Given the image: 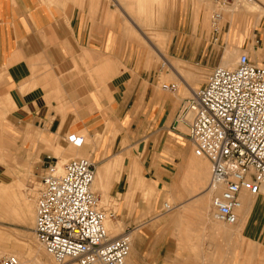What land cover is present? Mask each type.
<instances>
[{"label":"crops","instance_id":"1","mask_svg":"<svg viewBox=\"0 0 264 264\" xmlns=\"http://www.w3.org/2000/svg\"><path fill=\"white\" fill-rule=\"evenodd\" d=\"M138 1L132 0V6ZM214 1L229 2L142 0L155 11L137 21L121 13L118 0H0L4 129H49L63 140L71 129L85 130L82 135L74 133L83 142L91 129L115 131L110 149L130 154L123 152L126 164H121L108 194L118 197L127 191L128 169L131 191L143 192L141 175L153 191H159L155 203L159 212L166 196L182 199L175 204L178 212L155 219L149 216L137 228L126 264H261L264 191L242 193L239 230L251 246L250 255L229 261L228 240L195 236V227L207 219L203 203L209 196L201 189L206 164L203 161V181L195 180L197 161L186 127L174 128L186 92L200 86L189 83L195 81L187 65H200L210 72L219 66L211 55L229 39V52L241 50L264 66V21L248 25L250 17L244 19L231 9L230 23L214 34L203 8L205 2ZM146 30L156 31L164 40L163 49L151 43ZM142 38L150 42L149 48ZM174 79L178 80L176 92L161 88ZM73 145L75 149L82 146ZM131 155L138 160L128 164ZM130 223L135 226V219Z\"/></svg>","mask_w":264,"mask_h":264},{"label":"built area","instance_id":"2","mask_svg":"<svg viewBox=\"0 0 264 264\" xmlns=\"http://www.w3.org/2000/svg\"><path fill=\"white\" fill-rule=\"evenodd\" d=\"M221 13L213 12L210 24L218 32ZM176 92L178 83H163ZM185 126L197 157L205 158L210 177L205 191L212 194L211 215L216 221L235 224L244 192L264 190V66L241 53L233 69L216 66L182 103L174 122ZM71 143L83 139L71 134ZM94 163L75 157L57 169L51 162L40 177L33 233L56 262L125 264L131 230L110 236L105 221L114 212L104 208L92 191ZM162 211L172 205L164 202ZM0 264H19L14 254H1Z\"/></svg>","mask_w":264,"mask_h":264},{"label":"rangeland","instance_id":"3","mask_svg":"<svg viewBox=\"0 0 264 264\" xmlns=\"http://www.w3.org/2000/svg\"><path fill=\"white\" fill-rule=\"evenodd\" d=\"M118 1L120 9H122L121 13L123 15L128 13L137 19V21L140 17L148 18L152 11H155L152 9L153 7L144 5L142 0L138 1L137 6H132V0ZM150 1L158 2V0ZM252 2L257 3V5ZM262 5L264 7V0H229V2H205L203 8L208 26H210L209 19L213 12L222 13L218 26L223 28L227 22L230 23L228 12L231 9L236 10L235 13L237 14L247 10L246 16L244 15L243 17L244 19L250 17L248 18V25H258L261 20L264 21V10L261 9ZM248 10H253V12H249ZM121 13L120 17L128 24ZM228 26L229 24L226 25V31L228 30ZM209 29L212 30L211 27ZM145 33L147 37L152 38L153 42L151 43H157V46L163 49L164 40L157 36L156 31L146 30ZM216 33L214 31V34ZM141 42L149 48L150 42L148 40L145 41L142 38ZM231 47V41L227 39L223 47L220 48V51L216 48L215 52L211 55L215 62L219 60V66L223 62L227 63L229 68L236 66L237 60L243 52L241 50L233 53L229 52ZM158 61L162 62L160 58H158ZM186 67V69L193 72V81H195L192 82L190 80L189 83L201 85L210 73L208 70L202 69L200 65L191 64ZM174 80L178 83V80ZM186 96L189 97L190 93L186 92ZM2 105L3 101L0 100V252L15 254L19 259V263L22 262V264H38L39 262H43L44 264H60L46 253L44 248L35 239L32 230L40 177L45 173L47 166L52 161L57 163V169L59 170L63 164L75 157L89 158L94 163L95 175L92 190L99 195L102 206L114 212V216L108 217L105 223V226L107 224L110 225V229H107L110 236H115L126 229H130L131 238H133L137 228L142 227L149 216L155 219L165 215L171 216L179 211L177 207L175 208V204L182 199L175 200L170 196H166L164 202L171 204L172 209L162 211L163 203H161L159 206L161 207L160 212L156 210L157 206L155 203L159 191H153L150 186L151 183L145 180L142 175L140 176L139 184L143 188V192L147 191L148 194L144 195L140 190L131 191L128 183V169L125 176L127 191L118 197H111L108 194L112 183L119 177L122 169L121 164L122 166L126 164L125 159L123 161V152L130 154L129 151L110 149V141L113 138L112 136H115V131L110 134L107 131L106 133L102 132V130L107 129H91V131L87 132L84 142L81 143L82 146L78 147L79 149H75L74 143L69 142L67 137L70 134L78 132L82 135L84 134L82 131L85 130L77 131L76 129H71V132L67 133L65 140H63L61 134L54 133V131L49 129H4L5 124L3 123L4 118L2 115V108L4 107ZM192 156L195 157L193 148ZM133 158H137L138 160L137 155H131L128 164ZM199 158L206 164V180L201 186V189H204L210 177L209 163L205 158ZM60 159L63 160L59 162ZM200 184L198 183V185ZM208 196V201L203 203H206L205 206H207V219L203 225L198 228L195 227V236L215 241L223 239L224 243H227L228 240L230 247V252L227 253L230 256L229 261L250 255L247 251L251 249V246L245 243L240 231L239 235L234 233L235 226H238V229L240 228L239 222L237 221L235 224L229 225L214 220L211 215V209L209 210L212 194ZM199 204L200 206L203 205L200 202ZM240 210L241 208L238 211V215H240ZM134 219L136 222L135 226L131 223L129 224V221ZM229 247L226 245L225 250L228 251ZM213 248L216 249L217 247ZM260 256L261 264H264V249L260 251ZM62 264H76V262L67 260Z\"/></svg>","mask_w":264,"mask_h":264},{"label":"bare ground","instance_id":"4","mask_svg":"<svg viewBox=\"0 0 264 264\" xmlns=\"http://www.w3.org/2000/svg\"><path fill=\"white\" fill-rule=\"evenodd\" d=\"M250 1H252V0H250ZM252 3H254V2H252ZM254 4H256L257 5V3H254ZM259 4H261V3H259ZM261 9H263L264 10V7H263V5L261 6ZM255 10V9H254ZM243 11H245V10H243ZM249 11V10H248ZM249 12H253V10H250ZM247 13V10L245 11V12H242V16H244L245 14ZM251 15V14H250ZM246 16V15H245ZM231 21H235V19H234V16L233 17H231ZM232 29V28H231ZM233 31L231 30V32H230V37H232L233 36ZM233 53V52H232ZM221 67H226V68H229L228 67V65H227V63H225V62H223L222 63V65H221ZM234 68V67H233ZM233 68H230V69H233ZM179 74H181V73H179ZM182 76V75H181ZM190 93H191V91H190ZM180 126H182V125H180ZM179 126V127H180ZM184 127V126H183ZM184 129H186V128H184ZM186 131H187V129H186ZM195 159H196V161H197V165H196V167H194V169H193V175H194V179L195 180H197V181H203V179H204V173H203V161L199 158V157H194ZM200 163V164H199ZM186 173V171L184 172V174ZM93 183H94V179H93ZM93 191V190H92ZM262 191H264V190H262ZM206 193H208V195H211V193L210 192H206ZM36 197H37V191H36ZM36 199V198H35ZM36 204V203H35ZM242 207V206H241ZM105 223H106V221H105ZM108 230L110 229V225L109 224H107L106 226H105ZM239 229H238V226H235V228H234V233H236L237 235H239ZM240 234H241V232H240ZM132 235V234H131ZM131 241H132V238H131ZM1 254H4V253H2V252H0ZM15 255V254H14ZM19 264H22V262L21 263H19ZM38 264H44L43 262H39ZM126 264V263H125Z\"/></svg>","mask_w":264,"mask_h":264}]
</instances>
